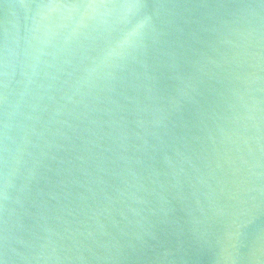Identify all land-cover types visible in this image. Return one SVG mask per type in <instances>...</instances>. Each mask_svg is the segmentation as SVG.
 <instances>
[{
	"label": "water",
	"instance_id": "water-1",
	"mask_svg": "<svg viewBox=\"0 0 264 264\" xmlns=\"http://www.w3.org/2000/svg\"><path fill=\"white\" fill-rule=\"evenodd\" d=\"M0 264H264V0H0Z\"/></svg>",
	"mask_w": 264,
	"mask_h": 264
}]
</instances>
